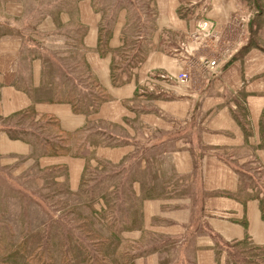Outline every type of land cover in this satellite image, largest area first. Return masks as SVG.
Returning <instances> with one entry per match:
<instances>
[{"label": "crops", "instance_id": "crops-1", "mask_svg": "<svg viewBox=\"0 0 264 264\" xmlns=\"http://www.w3.org/2000/svg\"><path fill=\"white\" fill-rule=\"evenodd\" d=\"M0 165L70 191L116 166L132 264H264V0H0Z\"/></svg>", "mask_w": 264, "mask_h": 264}, {"label": "rangeland", "instance_id": "rangeland-1", "mask_svg": "<svg viewBox=\"0 0 264 264\" xmlns=\"http://www.w3.org/2000/svg\"><path fill=\"white\" fill-rule=\"evenodd\" d=\"M239 46V43L233 46L230 56L237 52ZM82 79H86L85 73ZM71 91L76 96L80 95L77 88ZM84 95L85 98L73 102L85 109L95 99L86 93ZM10 133L11 136L17 135L16 132ZM115 167L106 165L103 171H87L79 189L70 191L64 185L53 182L49 176L43 177L45 172L34 167L19 174L11 167L0 165V258L7 260L0 259V264H25L20 258L7 257L8 247L11 243L24 240L23 233L26 231L30 234L26 238V247L30 250L35 231L41 230L45 223L46 227L49 222L52 223L53 233L60 225L71 227L76 235L82 233L81 228L88 229L83 225H86L84 219L91 207L98 213L105 211L102 214H109L110 219L106 222L112 228H118L119 232L122 231L120 228L125 229L131 215L137 214L135 210H138L140 199L133 195L130 180H118L117 176H113V173L119 172ZM90 200L94 201L93 205H88ZM125 244L124 249L128 247L130 252L140 251L141 242Z\"/></svg>", "mask_w": 264, "mask_h": 264}, {"label": "trees", "instance_id": "trees-1", "mask_svg": "<svg viewBox=\"0 0 264 264\" xmlns=\"http://www.w3.org/2000/svg\"><path fill=\"white\" fill-rule=\"evenodd\" d=\"M97 100L99 99L92 103H96ZM71 103L76 106L73 101ZM51 180L54 182L53 179ZM105 199L107 202L106 197ZM93 203L94 201L90 200L88 205H93ZM262 210L264 213V208ZM103 212L98 213L92 207L89 208L88 216L84 219L86 225H83L88 229H83L80 226L83 232L78 235L71 231V227L61 225L53 233L51 222L48 227H46V223L43 224L41 230L35 231V238L31 240L30 250L26 247L28 246L26 238L30 234L25 231L23 233L24 240L9 245L7 257L20 258L25 264H132L140 253L138 251L130 252L128 247L124 249L125 243L132 242L124 240L119 229L112 228L106 222L110 219L109 214H102ZM138 215L139 212L133 213L127 226L133 225ZM120 229L123 230V228Z\"/></svg>", "mask_w": 264, "mask_h": 264}, {"label": "built area", "instance_id": "built-area-1", "mask_svg": "<svg viewBox=\"0 0 264 264\" xmlns=\"http://www.w3.org/2000/svg\"><path fill=\"white\" fill-rule=\"evenodd\" d=\"M209 36H215V24L213 21L201 18L197 21L196 28L186 36V40L181 41L180 47L184 51H188L189 46L192 50L198 49L201 45L202 40ZM234 48L231 45L224 46L218 54L204 60V63L209 73H215L218 69L219 62L223 59H228ZM178 84H185L191 78L187 71H183L179 74H171Z\"/></svg>", "mask_w": 264, "mask_h": 264}]
</instances>
